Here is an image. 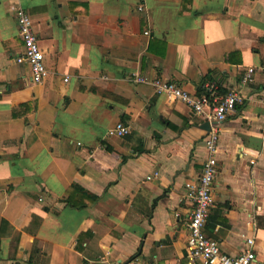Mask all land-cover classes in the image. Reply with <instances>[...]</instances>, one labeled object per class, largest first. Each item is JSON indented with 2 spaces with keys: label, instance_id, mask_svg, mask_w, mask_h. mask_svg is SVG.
Instances as JSON below:
<instances>
[{
  "label": "crops",
  "instance_id": "0c3cea01",
  "mask_svg": "<svg viewBox=\"0 0 264 264\" xmlns=\"http://www.w3.org/2000/svg\"><path fill=\"white\" fill-rule=\"evenodd\" d=\"M12 6L31 17L41 82L16 62ZM263 62L264 0H0V264H189L185 183L207 157V122L132 71L238 92L203 229L227 255L252 237L264 264ZM117 122L126 135L108 133Z\"/></svg>",
  "mask_w": 264,
  "mask_h": 264
},
{
  "label": "built area",
  "instance_id": "2783aa9c",
  "mask_svg": "<svg viewBox=\"0 0 264 264\" xmlns=\"http://www.w3.org/2000/svg\"><path fill=\"white\" fill-rule=\"evenodd\" d=\"M18 24L19 35L23 43V51L15 58L18 63H26L30 67L32 81L41 82L48 76V69L44 61V53L38 43L36 33L33 30L31 17L27 11L20 6H12ZM139 10L142 6L138 7ZM148 35V31H144ZM264 70V62L259 66ZM255 67L249 66L243 73L242 83H249L254 80ZM130 82L136 84H148L157 94L165 96L168 101H182L190 106L193 111L202 115L208 123V131L204 138V147L207 153L202 163L200 175L196 181L185 183L187 198L190 201L191 209L188 213L186 228L188 232L186 257L189 264H257L253 250L254 239L247 238V248L236 255H227L220 251L216 240L208 237L204 232V225L207 220L210 207L213 205V184L219 172L216 159L217 145L220 136L221 123L235 110L236 103L241 97L236 91H229L225 94H216L218 85L209 82L204 84V89L210 92L207 94H191L174 81L162 78H151L137 71L127 75ZM68 78L65 77L64 81ZM130 127L122 122H117L109 131V134L119 136L126 135ZM264 159V147L258 154ZM255 163V158L250 160ZM154 171L145 176L151 180L158 175Z\"/></svg>",
  "mask_w": 264,
  "mask_h": 264
},
{
  "label": "trees",
  "instance_id": "16d2710c",
  "mask_svg": "<svg viewBox=\"0 0 264 264\" xmlns=\"http://www.w3.org/2000/svg\"><path fill=\"white\" fill-rule=\"evenodd\" d=\"M221 93H222V94H225V93H223L222 89L218 88L216 94H221ZM200 94H207V95H210V92H208V91H206V90H202V91L200 92Z\"/></svg>",
  "mask_w": 264,
  "mask_h": 264
},
{
  "label": "water",
  "instance_id": "95a60500",
  "mask_svg": "<svg viewBox=\"0 0 264 264\" xmlns=\"http://www.w3.org/2000/svg\"><path fill=\"white\" fill-rule=\"evenodd\" d=\"M207 124V126H208V123H206Z\"/></svg>",
  "mask_w": 264,
  "mask_h": 264
}]
</instances>
